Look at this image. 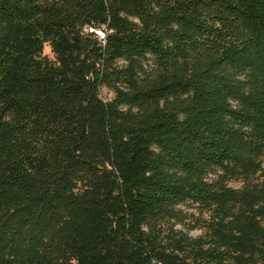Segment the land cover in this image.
I'll list each match as a JSON object with an SVG mask.
<instances>
[{
  "label": "trees",
  "instance_id": "obj_1",
  "mask_svg": "<svg viewBox=\"0 0 264 264\" xmlns=\"http://www.w3.org/2000/svg\"><path fill=\"white\" fill-rule=\"evenodd\" d=\"M263 163L264 0H0V264H264Z\"/></svg>",
  "mask_w": 264,
  "mask_h": 264
},
{
  "label": "rangeland",
  "instance_id": "obj_2",
  "mask_svg": "<svg viewBox=\"0 0 264 264\" xmlns=\"http://www.w3.org/2000/svg\"><path fill=\"white\" fill-rule=\"evenodd\" d=\"M45 50L49 51L48 46H45ZM100 94L104 98H108L112 95V92L108 88H106L105 86H101ZM263 165H264V163H263ZM162 227H163V230L166 232H173V233L183 232V233H188L191 235L198 233L197 229L189 228L183 220H179L175 217L167 219L165 221V223L162 225Z\"/></svg>",
  "mask_w": 264,
  "mask_h": 264
}]
</instances>
